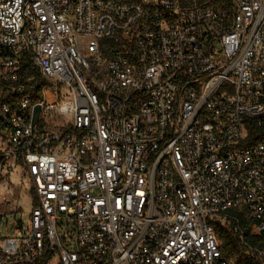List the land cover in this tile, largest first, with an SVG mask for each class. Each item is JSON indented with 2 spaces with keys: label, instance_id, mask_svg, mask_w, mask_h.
<instances>
[{
  "label": "built area",
  "instance_id": "1",
  "mask_svg": "<svg viewBox=\"0 0 264 264\" xmlns=\"http://www.w3.org/2000/svg\"><path fill=\"white\" fill-rule=\"evenodd\" d=\"M213 1L0 0V264H231L216 223L264 231V0Z\"/></svg>",
  "mask_w": 264,
  "mask_h": 264
},
{
  "label": "trees",
  "instance_id": "2",
  "mask_svg": "<svg viewBox=\"0 0 264 264\" xmlns=\"http://www.w3.org/2000/svg\"><path fill=\"white\" fill-rule=\"evenodd\" d=\"M219 3L221 0L211 2L212 5ZM22 67L24 69L23 74L38 76L36 71L31 69L27 59L23 60ZM247 129L246 143H249L254 138L264 134V120L260 125H257L254 120H248ZM240 224L243 232L242 240L232 230L216 223L215 237L223 257L231 264H264V257H259L251 251L255 249L264 251V231L258 235L252 234L248 222L243 217H241Z\"/></svg>",
  "mask_w": 264,
  "mask_h": 264
},
{
  "label": "rangeland",
  "instance_id": "3",
  "mask_svg": "<svg viewBox=\"0 0 264 264\" xmlns=\"http://www.w3.org/2000/svg\"><path fill=\"white\" fill-rule=\"evenodd\" d=\"M12 181L14 183H16V180L15 179H12ZM4 187H5V185H4ZM0 192H3V191L0 190ZM5 193L8 194V196L11 197L12 202H14L15 201V198H16V193H17V188H16L15 184L9 183L8 186L6 187ZM11 194H13V195L11 196ZM3 209L6 210V208H4V207L0 208L1 211Z\"/></svg>",
  "mask_w": 264,
  "mask_h": 264
},
{
  "label": "water",
  "instance_id": "4",
  "mask_svg": "<svg viewBox=\"0 0 264 264\" xmlns=\"http://www.w3.org/2000/svg\"><path fill=\"white\" fill-rule=\"evenodd\" d=\"M38 114H39V106L37 105V106H35V108H34L32 124L36 123V121H37V117H38Z\"/></svg>",
  "mask_w": 264,
  "mask_h": 264
}]
</instances>
